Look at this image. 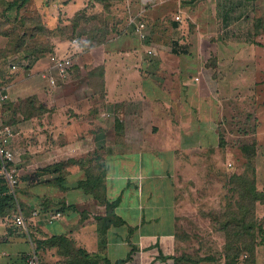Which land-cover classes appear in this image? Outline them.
I'll list each match as a JSON object with an SVG mask.
<instances>
[{
    "label": "crops",
    "instance_id": "crops-1",
    "mask_svg": "<svg viewBox=\"0 0 264 264\" xmlns=\"http://www.w3.org/2000/svg\"><path fill=\"white\" fill-rule=\"evenodd\" d=\"M77 1L29 0L24 13L28 18L38 11L42 24L52 29L54 21L58 24L82 8ZM219 1L112 0L108 12L119 5L122 16L107 20L104 42L84 50L92 57L104 56L102 63L89 62L85 80L67 77L51 88L41 77L34 82L27 78L28 72L27 77L16 73L2 85L13 105L10 147L19 176H28L22 200L31 212L24 226L15 223L13 214L0 217V264H24L35 252L30 236L34 231L28 224L47 236H67L74 248L85 250L97 264L195 262L188 255H176V244L182 243L177 234L181 197L177 179L184 168L207 164L204 150L221 146L218 126L225 106L219 95L221 81L211 74L212 65L205 57L211 52L217 56L218 48L206 47L214 43L212 38L236 45L235 39L243 38L245 22L251 44L264 48L256 41L264 37V0ZM92 2L99 10L103 6ZM140 22L143 36L136 31ZM7 42L0 33V47ZM53 49V55L67 51ZM21 57L16 56L18 64H8L10 57L4 68L10 71L15 65L29 71L28 66L41 59ZM215 61L217 67L220 60ZM98 71L101 75L90 78ZM56 90L62 91L58 96L69 92L67 100L55 104ZM28 97H35L43 109L24 119L19 101ZM9 114L6 109L4 116ZM40 136L42 142L36 143ZM71 158L87 163L67 162ZM54 164H61L60 170L40 171ZM86 168L102 173L103 201L79 185ZM62 204L67 209L49 221ZM50 252L49 262L62 259Z\"/></svg>",
    "mask_w": 264,
    "mask_h": 264
},
{
    "label": "rangeland",
    "instance_id": "rangeland-1",
    "mask_svg": "<svg viewBox=\"0 0 264 264\" xmlns=\"http://www.w3.org/2000/svg\"><path fill=\"white\" fill-rule=\"evenodd\" d=\"M79 2L82 4V8L78 9V12L71 16L72 18L63 17V21L61 20L58 24L54 21L51 26L52 29H49V25L46 27L42 25L43 29H36L34 33L30 32L27 23H23L25 20H20V17L27 19L24 13L26 6L21 8L19 12H15V8H12L4 17V6L0 5V23L2 24L0 30L7 31L16 28L18 35L23 34L25 31L27 41L23 47H37L39 45L44 51L40 62L28 66L29 71L19 70L15 66L13 70L8 71L9 76L13 77L14 74L20 73V75L27 77L29 72L31 77L27 78L33 82L41 79L39 72L45 66L52 64L54 46L59 51H63L65 48L67 55H70L73 60L72 70L66 80L78 77L85 80L91 63L103 62L104 56L102 54L92 57L89 53L84 52V50L89 51V47L93 44L90 45L86 42L88 34H81V30L84 28L86 31H90L92 23H95L97 18L96 24L102 22L108 26L107 20L114 22L116 18L122 16L120 15L121 7L116 5L108 12L110 10L109 5L112 4L100 5L99 10L94 7L92 0H79ZM210 3L213 2L210 1ZM76 5H78V1ZM15 16L17 17L15 18ZM92 16L94 18H91ZM28 18H39L41 20L38 11ZM9 19L10 21H8ZM73 19H77V26H74ZM243 24V38L235 39L236 45L225 44L226 41L224 40L212 38L210 41L217 43V46L211 43L210 46L206 47L207 50L218 48L217 56H214L215 53L211 52L205 57L208 59V64L212 65L211 74L221 81L219 95L221 99H224L223 103L225 104L223 111H221L220 126H218L221 132V146L204 150L203 154H208L207 164L184 168L186 172L179 173L182 176L179 175L180 178L177 179V190L179 187L181 193L176 208L177 224L180 225L177 234L182 243L176 244V255L179 258L183 254L196 259L193 264L196 262H198L197 264H224L223 245L225 238L224 232L220 228V218L218 216L226 208L227 196L230 194L228 187L230 186L231 175L243 174L249 170L246 169L248 160L245 158L247 156L244 153L245 150L253 151H251V165L254 168L255 186L259 191L264 192V48L251 44L252 39L247 38L248 35L245 33L247 25L245 22ZM76 34L83 39L79 38L81 39L80 43L83 41V44L81 43L82 45L78 47L68 44L72 35ZM55 41L56 44H53ZM256 41L264 44V37L260 36ZM7 47L8 42L5 47H0V51ZM16 56H12L9 61L7 60L8 64H12V62L18 64L19 59L15 60ZM217 57L220 63L216 67L215 62L217 60L215 61V58ZM89 62L91 63L89 64ZM86 64L87 66H85ZM34 73H37V75L34 76ZM39 82L37 81V84ZM55 92L57 96L52 98L55 104L67 100L65 97L69 92L64 91L60 96L58 94L62 91L56 90ZM25 138H27V135ZM41 142L40 136V140L36 143ZM28 144L29 142L25 141L24 148ZM243 146H247L248 149H244ZM23 149L21 148V150ZM211 153H213V156L210 155ZM178 170L183 172L182 168ZM192 178L194 181L190 182ZM255 215L264 226V202L256 203ZM175 264L184 263L179 260ZM254 264H264V238L256 246Z\"/></svg>",
    "mask_w": 264,
    "mask_h": 264
},
{
    "label": "trees",
    "instance_id": "trees-1",
    "mask_svg": "<svg viewBox=\"0 0 264 264\" xmlns=\"http://www.w3.org/2000/svg\"><path fill=\"white\" fill-rule=\"evenodd\" d=\"M96 1L107 6L112 0ZM28 2L29 0H0V5L4 6V17L7 16V12L12 8H15V12H19ZM16 17L17 16H15V18ZM91 18H94V16ZM20 20H25L23 23H27V27L30 29V32L33 33L36 29H43L42 25L44 26L39 18L26 19L25 17H20ZM8 21H10V19ZM97 21L98 18L95 23H92L90 31H86L84 28L81 30V34H88L86 42L90 45L104 42L109 32V28L105 25L106 23L104 24L101 22L100 24H96ZM73 24L74 26L78 25L77 19H73ZM24 32L18 35L16 28L0 31L1 34L8 37V47L0 51V87L6 84L8 78L10 79L12 77L9 76L8 70L4 68V64L10 57L21 54L25 59L30 58L37 60L43 56L44 51L39 45H37V47L22 48L27 41ZM82 42L83 41H81V43ZM81 43L80 45L83 44ZM98 69L102 70L101 68ZM97 73L101 75L102 71H98L94 74L91 73L90 78H93ZM97 78L99 79L100 76H97ZM35 101V97H28L23 101H19V112L24 119L29 118L33 114H41L43 106L41 103L36 105ZM119 107L118 105V108ZM6 109H8L10 114L8 118L4 116L3 120L6 124H9L13 121V105L11 102L5 104L4 111H6ZM116 122L121 126L122 123L120 121L116 120ZM243 148L248 149L247 146H243ZM251 151H244V153L247 154L245 158L248 160V166L246 167V169H249L248 172L231 175L229 180L230 186L228 187L230 194L227 196L226 208L219 214L220 217L218 216V218H220V228L224 232L225 238L223 245L224 264H254L256 246L264 238V226L255 215L256 203L264 202V192L259 191L255 186L254 168L251 165L253 151ZM75 161L83 163L84 159L74 160L71 158L67 160V162L70 163H75ZM85 163H87V160H85L84 164ZM62 165L64 166V164ZM60 168L61 164H54L50 167L41 168L40 171H57L60 170ZM86 172V178L81 180L79 185L86 191H90L98 201H103L100 192L102 173L99 171V174L96 175L93 172L91 173L89 168H86ZM27 177V175L19 176L18 184L15 186L14 191H10L6 182L0 179V217H8L11 216V214L17 213L18 207L24 217L29 216L31 208L22 200V195L26 190ZM111 208L112 205L109 204V213H111ZM66 209L67 206L62 204L54 208L53 211L62 212ZM28 228L34 231V234L31 233L30 236L34 244L35 252L42 264H97L89 260V254L85 250L74 248L73 242L67 236L60 234L47 236L43 234L40 229L31 226V224H28ZM51 250H54L62 256V259L52 263L46 260L49 254H51ZM197 263L198 262L195 264Z\"/></svg>",
    "mask_w": 264,
    "mask_h": 264
},
{
    "label": "built area",
    "instance_id": "built-area-1",
    "mask_svg": "<svg viewBox=\"0 0 264 264\" xmlns=\"http://www.w3.org/2000/svg\"><path fill=\"white\" fill-rule=\"evenodd\" d=\"M144 24L140 22L136 27L137 33L143 36L142 29ZM79 37L74 36L69 40L70 45L78 47L80 45ZM50 68H47L40 72V77L51 88L59 87L60 84L68 77L70 70L73 66V60L70 55L66 53L54 55ZM11 68H15L12 65ZM10 101V95L8 90L0 87V179H3L9 190L14 191L15 186L18 184L19 168L15 163V153L10 147V142L14 136V132L10 125L4 122V106ZM37 212H33L32 215H36ZM60 216L59 212H55L49 216V221L56 219ZM13 220L18 225H25V217L18 210L17 213L12 215ZM24 264H42L33 251L26 256Z\"/></svg>",
    "mask_w": 264,
    "mask_h": 264
}]
</instances>
